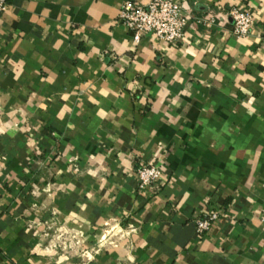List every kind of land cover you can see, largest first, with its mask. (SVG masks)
Instances as JSON below:
<instances>
[{
	"label": "crops",
	"instance_id": "0c3cea01",
	"mask_svg": "<svg viewBox=\"0 0 264 264\" xmlns=\"http://www.w3.org/2000/svg\"><path fill=\"white\" fill-rule=\"evenodd\" d=\"M125 1L10 0L0 19V264H264V0H177L214 18L179 45L136 43ZM42 220L104 248L52 256Z\"/></svg>",
	"mask_w": 264,
	"mask_h": 264
},
{
	"label": "built area",
	"instance_id": "2783aa9c",
	"mask_svg": "<svg viewBox=\"0 0 264 264\" xmlns=\"http://www.w3.org/2000/svg\"><path fill=\"white\" fill-rule=\"evenodd\" d=\"M9 8L10 0H0V19ZM229 16L233 20L234 34L237 37L244 38L251 33L255 22L252 10L235 7L229 11ZM120 20L132 32L136 43H140L144 36L151 34L157 40L171 45L185 42L193 20L208 26L214 22V18L196 16L190 7L177 0H151L146 4L127 0L120 11ZM163 176V167L156 163H141L136 169L141 189L146 187L160 189ZM209 207L207 212L195 219L200 234L207 232L213 223L223 216L221 207L216 204Z\"/></svg>",
	"mask_w": 264,
	"mask_h": 264
},
{
	"label": "rangeland",
	"instance_id": "374dc122",
	"mask_svg": "<svg viewBox=\"0 0 264 264\" xmlns=\"http://www.w3.org/2000/svg\"><path fill=\"white\" fill-rule=\"evenodd\" d=\"M43 234L45 235V245L47 252L52 256H88V252H101L104 248L101 241L103 234H101L99 241L95 245L85 242L83 233L78 230L58 229L55 221L45 222ZM112 238L119 236L117 230L111 233ZM44 246V247H45Z\"/></svg>",
	"mask_w": 264,
	"mask_h": 264
}]
</instances>
